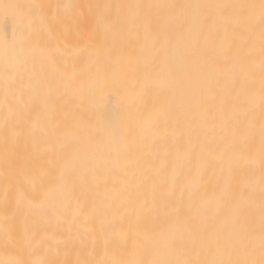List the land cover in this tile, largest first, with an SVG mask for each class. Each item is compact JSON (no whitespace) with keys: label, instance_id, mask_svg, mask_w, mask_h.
<instances>
[{"label":"bare ground","instance_id":"1","mask_svg":"<svg viewBox=\"0 0 264 264\" xmlns=\"http://www.w3.org/2000/svg\"><path fill=\"white\" fill-rule=\"evenodd\" d=\"M0 264H264V0H0Z\"/></svg>","mask_w":264,"mask_h":264}]
</instances>
